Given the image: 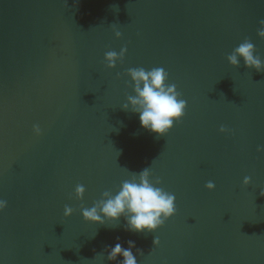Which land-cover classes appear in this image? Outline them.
I'll list each match as a JSON object with an SVG mask.
<instances>
[{
    "label": "water",
    "instance_id": "obj_1",
    "mask_svg": "<svg viewBox=\"0 0 264 264\" xmlns=\"http://www.w3.org/2000/svg\"><path fill=\"white\" fill-rule=\"evenodd\" d=\"M261 20L264 0H0V264H120L128 240L138 264H264V70L227 59L264 60ZM141 67L187 101L166 135L122 107ZM145 168L176 197L155 232L84 219Z\"/></svg>",
    "mask_w": 264,
    "mask_h": 264
},
{
    "label": "clouds",
    "instance_id": "obj_2",
    "mask_svg": "<svg viewBox=\"0 0 264 264\" xmlns=\"http://www.w3.org/2000/svg\"><path fill=\"white\" fill-rule=\"evenodd\" d=\"M259 36L264 37V20L260 21ZM116 36L120 37L121 32L116 31ZM127 49H122L119 53L108 51L105 53V60L109 68H115L117 61L122 60ZM255 45L249 40H245L227 57L233 66H239L241 58L246 66L255 67L258 71L264 70V60L255 55ZM128 75L134 82L135 95H129L127 102L122 107L139 115L140 124L143 128L166 135L185 114L187 101L181 98L175 84H169V74L162 68H131ZM37 134L40 133L39 126H35ZM221 132L225 131L222 126ZM264 150V149H260ZM157 178L152 179L150 168H145L141 172L133 173L130 180H125L117 193L110 191L103 193V198L98 200L94 206L82 208V215L85 220L104 224L109 221H118L124 217L126 230L133 232H155L165 221L176 212L174 194L165 191L156 185L160 184ZM251 182L250 177H245L244 183ZM208 188H214V183L209 181ZM76 195L83 199L85 187L77 185ZM264 195V193H262ZM7 207V201L0 199V211ZM74 209L65 207V215H71ZM119 240V237H117ZM154 245L159 244V237H155ZM125 248L117 242L114 246L108 247V259L115 261L118 257H123L120 264H138L133 249L136 242L127 241ZM136 252L143 254L141 249L136 248Z\"/></svg>",
    "mask_w": 264,
    "mask_h": 264
}]
</instances>
